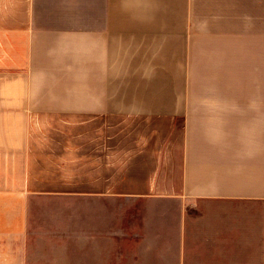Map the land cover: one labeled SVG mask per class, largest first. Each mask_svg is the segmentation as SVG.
<instances>
[{
    "label": "crops",
    "instance_id": "0c3cea01",
    "mask_svg": "<svg viewBox=\"0 0 264 264\" xmlns=\"http://www.w3.org/2000/svg\"><path fill=\"white\" fill-rule=\"evenodd\" d=\"M0 264H264V0H0Z\"/></svg>",
    "mask_w": 264,
    "mask_h": 264
},
{
    "label": "rangeland",
    "instance_id": "374dc122",
    "mask_svg": "<svg viewBox=\"0 0 264 264\" xmlns=\"http://www.w3.org/2000/svg\"><path fill=\"white\" fill-rule=\"evenodd\" d=\"M210 76V74H208ZM241 76V73H240ZM241 83V81H240ZM116 124L112 125L110 129L103 130L101 127H93V125H88L86 121V117H80V121L78 126L76 127L74 124H62V126L57 127H50L47 129V131L44 134L47 135H63V136H71V135H79L80 137V151L85 152L86 148L88 147L86 141L87 136H93V135H102V134H110L114 136H123V135H153L156 134L155 131L157 129H153V131L149 128H143V127H133V125H127L124 127H119L117 122ZM60 124V123H57ZM159 134H165L164 129L159 130ZM112 147H118V145L112 144ZM110 181L112 184L114 183H120L126 180V175H124L127 171H110ZM146 173H149L150 171H145ZM82 173H84L82 175ZM86 171H80V183L86 182V179L94 178L93 176H87L85 175ZM102 178V177H100Z\"/></svg>",
    "mask_w": 264,
    "mask_h": 264
}]
</instances>
